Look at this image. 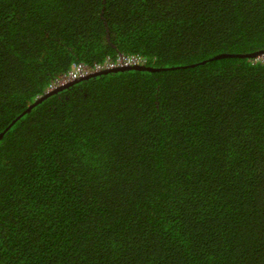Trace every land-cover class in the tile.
I'll return each instance as SVG.
<instances>
[{
    "label": "trees",
    "instance_id": "1",
    "mask_svg": "<svg viewBox=\"0 0 264 264\" xmlns=\"http://www.w3.org/2000/svg\"><path fill=\"white\" fill-rule=\"evenodd\" d=\"M263 49L264 0H0V264H264Z\"/></svg>",
    "mask_w": 264,
    "mask_h": 264
},
{
    "label": "built area",
    "instance_id": "2",
    "mask_svg": "<svg viewBox=\"0 0 264 264\" xmlns=\"http://www.w3.org/2000/svg\"><path fill=\"white\" fill-rule=\"evenodd\" d=\"M255 60L264 64V53L257 56ZM139 61L140 59L138 58V56L131 55L128 57L119 58L117 61H114V62L113 60L108 59L106 63H97L92 69L88 68V66L85 64L75 63L72 66L71 70L66 75L62 76L60 79L56 81L55 85H62V84L68 83L69 81L83 77L84 75H86L87 73L91 71L100 70L106 67V65L109 67H112L116 64L126 65V64L138 63Z\"/></svg>",
    "mask_w": 264,
    "mask_h": 264
},
{
    "label": "water",
    "instance_id": "3",
    "mask_svg": "<svg viewBox=\"0 0 264 264\" xmlns=\"http://www.w3.org/2000/svg\"><path fill=\"white\" fill-rule=\"evenodd\" d=\"M261 53H264V49L261 50V51H258V52H255V53H252V54H248V55H250L251 57H256L257 55H259V54H261ZM228 55H236V54L223 53V54L217 55L216 58H218V57H226V56H228ZM131 68H137V69H152V67H150V66H145V65H133V66L117 67V68H114V69H108V70H103V71H100V72L92 73V74H89V75H87V76H85V77L78 78V79H76V80H74V81H72V82H76V81L81 80V79H83V78H86V77H88V76H90V75H98V74H100V73H107V72H109V71H119V70H124V69H131ZM70 83H71V82H70ZM68 84H69V83H68ZM66 85H67V84H66ZM64 86H65V85H62V86L57 87V88H55V89H53V90H50V91L45 92V94H44L43 96H41V97H39V98L37 99L36 103L40 102L43 98H45L46 96H48V95H50V94L56 92L57 90L61 89V88L64 87ZM36 103L32 104V105H31V108H32ZM31 108H30V109H31ZM30 109H29V110H30ZM0 137H1V136H0Z\"/></svg>",
    "mask_w": 264,
    "mask_h": 264
},
{
    "label": "clouds",
    "instance_id": "4",
    "mask_svg": "<svg viewBox=\"0 0 264 264\" xmlns=\"http://www.w3.org/2000/svg\"><path fill=\"white\" fill-rule=\"evenodd\" d=\"M261 54H263V53H261ZM261 54H259V55H261ZM259 55H257V56H259ZM135 56V55H134ZM256 56V57H257ZM122 57H126V55H121L119 58H122ZM255 57V58H256ZM118 58V59H119ZM139 58V57H138ZM255 58H254V60H255ZM108 59H110V58H107V59H105V60H103L102 62H100V63H106L107 61H108ZM140 59V58H139ZM110 60H113V59H110ZM256 61V60H255ZM113 62H114V60H113ZM256 62H258V61H256ZM76 63H78V62H76ZM141 63V64H140ZM259 63H261V62H259ZM75 63H73L72 64V66L74 65ZM263 64V63H262ZM96 65V64H95ZM94 65V66H95ZM133 65H143V62H141V60L138 62V63H133V64H116V65H114V66H112V67H109V66H107L106 65V67H104V68H102V69H100V70H96V71H91V72H89V73H87L86 75H84L83 77H85V76H87V75H89V74H92V73H96V72H100V71H103V70H108V69H114V68H117V67H124V66H133ZM72 66H71V68H72ZM94 66H92V67H90V69H92ZM64 75H66V74H64ZM64 75H62V76H64ZM61 76V77H62ZM60 77V78H61ZM81 78V77H80ZM78 79V78H77ZM76 80V79H75ZM72 81H74V80H72ZM72 81H69L68 83H70V82H72ZM68 83H65V84H62V85H66V84H68ZM62 85H54V86H52V87H50L47 91H50V90H53V89H55V88H57V87H60V86H62ZM46 91V92H47Z\"/></svg>",
    "mask_w": 264,
    "mask_h": 264
}]
</instances>
